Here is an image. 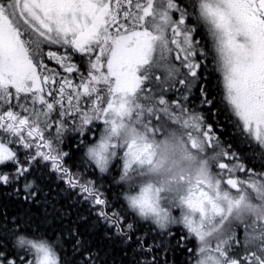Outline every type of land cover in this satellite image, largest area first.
Returning <instances> with one entry per match:
<instances>
[{
  "label": "snow or ice",
  "instance_id": "6c2138e0",
  "mask_svg": "<svg viewBox=\"0 0 264 264\" xmlns=\"http://www.w3.org/2000/svg\"><path fill=\"white\" fill-rule=\"evenodd\" d=\"M0 189V264H264V0H0Z\"/></svg>",
  "mask_w": 264,
  "mask_h": 264
},
{
  "label": "trees",
  "instance_id": "16d2710c",
  "mask_svg": "<svg viewBox=\"0 0 264 264\" xmlns=\"http://www.w3.org/2000/svg\"><path fill=\"white\" fill-rule=\"evenodd\" d=\"M209 62H211V61L209 60ZM202 74L209 76L208 87L210 90L215 91L216 89L214 88V85L216 84V74L214 72H212V67L208 66V70ZM219 124H221L223 126V127H221L220 125H218V127L220 129V131H219L220 138H224L228 141L232 140L233 144L237 148L243 149L245 147L238 140L232 139L233 128L229 124L228 120L226 119V115L223 113L221 115H219ZM78 139H79V137H77V140ZM75 144H76V140H72V141L66 140L65 145H62L61 147H63L64 151L75 152ZM74 161H75V157H73V159L67 160V164L65 166L71 167L73 165ZM72 170L76 171L75 168H72ZM107 187H108V185H105V188H107ZM115 194H116L115 192L107 193V195H109V196H115ZM61 197H63V199H61L60 197L57 198L58 199L57 207H59L60 204H64L66 207L63 210H65L67 213L71 214L74 217L75 211L70 206L71 202L68 201L66 198L67 193H61ZM21 199L22 198H18L15 196H9L7 194V192H5L3 189H0V212L7 211L9 214H15V213H24L25 211H29L32 213H37L38 215L43 212V209L36 206V205L22 204ZM85 207L86 206H83V205H77V208L80 211H83ZM57 223H58V221H57Z\"/></svg>",
  "mask_w": 264,
  "mask_h": 264
},
{
  "label": "flooded vegetation",
  "instance_id": "af4514ba",
  "mask_svg": "<svg viewBox=\"0 0 264 264\" xmlns=\"http://www.w3.org/2000/svg\"><path fill=\"white\" fill-rule=\"evenodd\" d=\"M207 64H208L209 67H212L211 62L208 61ZM196 104L199 105V101L198 100L196 101ZM213 111H215V109ZM208 119H209L210 123L216 124V129H217V132L219 133L220 129H219L218 125L223 127L221 124H219V116L218 117H212L211 114H209L208 115ZM221 139L224 140V141H228V140H226L224 138H221Z\"/></svg>",
  "mask_w": 264,
  "mask_h": 264
},
{
  "label": "rangeland",
  "instance_id": "374dc122",
  "mask_svg": "<svg viewBox=\"0 0 264 264\" xmlns=\"http://www.w3.org/2000/svg\"><path fill=\"white\" fill-rule=\"evenodd\" d=\"M45 62H46L47 66H48L49 68H55L57 71H59V72L62 73V70L59 69V66H58L54 61H48L47 58H46V56H45ZM242 234H243V233H242V231H241L240 235L242 236Z\"/></svg>",
  "mask_w": 264,
  "mask_h": 264
}]
</instances>
